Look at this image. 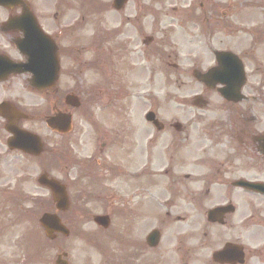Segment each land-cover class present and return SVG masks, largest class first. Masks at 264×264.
Returning <instances> with one entry per match:
<instances>
[{
	"label": "flooded vegetation",
	"instance_id": "1",
	"mask_svg": "<svg viewBox=\"0 0 264 264\" xmlns=\"http://www.w3.org/2000/svg\"><path fill=\"white\" fill-rule=\"evenodd\" d=\"M160 5L154 0L134 1L131 10L119 12L123 16L118 18V29L113 0H23L12 9L0 7V139L9 138L5 132L9 119L22 129L25 123L43 124L50 116L31 103L41 98L30 85L31 75L18 72L28 63L17 47L27 30L8 26L10 20L23 11L30 12L46 48L56 49L59 78L44 95L52 103V113H57L58 90L65 85L62 79L73 81L83 72L109 69L110 57L115 55L117 60V49L124 54L131 48L127 33L141 37L142 47L137 52L165 55L163 42L142 38L143 25L150 27L158 19L155 10ZM104 15L116 18L113 29L105 28L98 18ZM124 28H128L126 33ZM117 37L126 41L117 46ZM263 40L264 33H258L255 41ZM103 43L110 45L108 51L103 50ZM214 44L208 42L206 55L198 46L192 72L204 74L219 66ZM165 57L167 61L162 59V64L167 67L170 55ZM254 57L251 50L239 58L245 77L239 94L215 79L191 83L199 91L179 98L180 118L155 113L156 121L144 120L137 129H122L108 128L100 115L89 112L82 115V129L76 136L55 132L43 135L44 152L36 159L65 186L70 215L127 216L136 221L144 219L145 227H151L155 215L161 217L157 246L147 245V233L153 228L146 229L142 241L132 244L133 261L156 253L158 258H171L174 264H191L192 259L197 264H264V194L246 185H264V129L256 128L264 125V120L260 121L264 113H253L257 109L254 105L264 107V57ZM250 64L254 69H249ZM252 77L259 78L255 85ZM249 86L253 87L250 91ZM69 88L67 85L65 89ZM238 96L242 99L234 102ZM9 111L12 114L7 117ZM80 147L82 158L76 154ZM177 225L183 231L171 244H165L167 231L179 228ZM191 225L197 239L193 249L186 246L192 237ZM207 246L209 254L203 257Z\"/></svg>",
	"mask_w": 264,
	"mask_h": 264
},
{
	"label": "rangeland",
	"instance_id": "2",
	"mask_svg": "<svg viewBox=\"0 0 264 264\" xmlns=\"http://www.w3.org/2000/svg\"><path fill=\"white\" fill-rule=\"evenodd\" d=\"M134 1L136 0H131L127 4L125 12L132 9ZM154 1L162 3L155 10L158 19H155L150 27L143 25L142 38L153 37V43L163 42L164 54L170 55L169 66L162 64V59L167 60L165 55L161 57L160 52L152 56L137 52L142 47L141 37L136 38L133 33H127L131 37V48H128L124 54L117 49V60L115 55L110 57V70L105 68L104 71L83 72L76 75L73 81L63 78L62 82H65V85L58 90L59 98L68 92H73L80 97L82 103L80 109L70 110L73 115L71 136H76L82 129L81 115L88 108L91 113L100 115L102 122L108 128L117 126L122 129H137L143 120L142 116L149 110L157 115H171L176 118L183 116L179 107V98L193 96L199 91L197 85L191 84L195 82L191 65L194 63L199 45L202 46L205 55L208 52V42L212 41V44L215 43L212 47L217 51L228 49L241 59L251 50L256 60H262L264 57V40L255 41L258 32H264V0ZM121 16L122 13H117V29L118 18ZM98 18L107 29H113L116 25L114 16L104 15ZM127 29L122 30L126 33ZM124 41L126 38L117 37V46ZM102 48L108 51L110 45L103 43ZM92 56L90 53L89 59ZM173 65H176V68H173ZM249 69H254V66L250 64ZM201 71L205 72L204 69ZM250 81L255 85L259 78L252 77ZM67 85L71 88L65 89ZM252 88L249 86L248 91ZM89 97H94L95 101L90 102ZM31 103L40 107L42 113L53 112L52 103L47 97L42 96ZM57 107L61 108L60 100ZM254 107L257 109H254L253 113L260 111L264 113V107L258 105ZM263 120L264 118L261 117L260 121ZM223 123L227 125V122ZM25 128L42 136L50 134L39 122L25 123ZM256 128L264 129V125ZM3 143L4 139H0V264H54L56 256L61 252L67 254L68 264L175 263L171 258L168 260L172 261L158 258L159 255L157 256L156 253H153L151 258H139L137 261H133L130 257L134 251L132 244L135 241H142L146 229L149 230L151 227L158 229L161 218L156 215L152 219L151 227L149 225L145 227L144 219L136 221L129 217H112L110 229L102 233L96 230L90 217L80 219L68 214L62 217V221L68 227L70 236L58 237L51 243L46 241L38 224L41 209H45V206L24 204L23 200V197L48 199V191L40 188L36 183L41 173L40 167L35 159L9 152ZM76 150L80 158L84 157L81 147ZM45 170L50 174L48 168ZM10 196L14 198L11 199ZM23 212L31 215L23 216ZM184 229L186 230L185 227ZM188 229L192 237L187 241L186 246L193 249L197 245V239L193 226H189ZM181 231H183L181 226L170 228L163 242L171 244ZM83 235L92 241L90 239L85 241ZM119 251L121 254L117 257ZM209 251L210 246H207L202 251L203 257L208 255ZM190 263L197 264L193 263V259Z\"/></svg>",
	"mask_w": 264,
	"mask_h": 264
},
{
	"label": "water",
	"instance_id": "3",
	"mask_svg": "<svg viewBox=\"0 0 264 264\" xmlns=\"http://www.w3.org/2000/svg\"><path fill=\"white\" fill-rule=\"evenodd\" d=\"M20 1L21 0H0V5L4 7L12 8L18 5ZM126 1L127 0H114L115 8H117V10L120 9L121 6ZM10 24L15 28H24V26L25 28H27L28 26L31 25L34 27L33 33L35 35L40 36L39 34L40 32L35 24V21L31 16V14L29 13H23L21 17L12 20ZM23 33H24V37H27L26 39L27 42L29 43L34 42L35 38L33 39L30 38L29 32L25 31ZM23 42L19 46V48L21 49L23 48ZM32 55L37 60L41 59V64L39 65L36 62L35 69L30 70L29 68L27 69L25 68L24 72H28L29 70L31 71L32 73L31 84L34 88L38 90H44L45 88H49L56 80L58 75V68H59L58 61L54 54V50L40 52L38 49L34 48ZM231 73L232 71L228 66L224 67L223 71L220 72V74L222 75L220 81L226 84L228 87H231L235 82L236 84H240L242 80L241 73H239V77L237 78V81H235L233 77L230 76ZM65 103L70 107H74V108L79 107V102L77 98H75L74 96L66 97ZM151 116L152 115H149V118ZM70 122H71V117L69 115L58 114L57 116L47 120V125L51 129L57 130L60 133H66L70 129ZM6 129L14 136L12 140L8 141L9 148L19 149L25 153L32 154L35 156L41 152V144L37 136L26 131L14 130V128L11 127L10 125ZM38 183L39 185L50 190L52 194L53 202L55 203V207L57 210L65 211L68 208V199L63 186H60L59 183H57L56 181L49 179L46 174H43L39 177ZM260 190L264 191V188H260ZM94 221L99 226L102 227L108 226L107 218L97 217L94 219ZM39 223L41 227L44 229L45 236L49 240L55 238L54 235L55 233H61L65 236L68 235V231L64 228L63 225H61L59 218L55 214H49V213L43 214L39 219ZM155 239H156L155 234H152L149 236L148 241L149 243L153 244L152 242H154ZM55 264H67V263L61 260V257H58Z\"/></svg>",
	"mask_w": 264,
	"mask_h": 264
}]
</instances>
